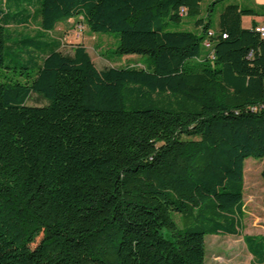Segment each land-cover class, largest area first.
Returning <instances> with one entry per match:
<instances>
[{
    "label": "trees",
    "instance_id": "16d2710c",
    "mask_svg": "<svg viewBox=\"0 0 264 264\" xmlns=\"http://www.w3.org/2000/svg\"><path fill=\"white\" fill-rule=\"evenodd\" d=\"M36 1L27 38L9 29L30 15L0 11V70L25 79L0 76V264H206L207 236L242 235L244 164L264 160L256 12L228 5L214 32L202 0ZM185 17L202 34L168 31ZM77 19L150 66L64 54L51 35ZM244 241L264 264V236Z\"/></svg>",
    "mask_w": 264,
    "mask_h": 264
},
{
    "label": "rangeland",
    "instance_id": "374dc122",
    "mask_svg": "<svg viewBox=\"0 0 264 264\" xmlns=\"http://www.w3.org/2000/svg\"><path fill=\"white\" fill-rule=\"evenodd\" d=\"M236 4L249 8L247 0H202L201 18L209 23L210 29L218 31L220 15L228 5ZM13 2L8 6L5 0H0V11L16 12L25 10L26 15H30L31 20L28 27L15 28L9 31L17 36L21 33L34 35L37 31L38 22L37 11L39 4L36 0H27L16 9ZM197 18L185 17L181 23H168L167 29L170 32H194L202 34V29L196 26ZM58 39L61 44V51L64 54L72 55L73 48L83 44L99 70L120 67H149L147 57L129 55L121 59H115V52L119 47V33H95L85 26L82 19L71 20L67 23L59 24L51 35ZM14 39V38H13ZM18 61V59H15ZM9 63V61H7ZM13 71L6 72L0 70L1 74L8 77V80L23 82L24 76H17ZM21 72H19L20 74ZM4 80H7L5 78ZM48 102L41 96L32 94L27 101L28 106L43 107ZM264 160L249 158L244 164V231L241 236H207L205 239L206 264H256L247 249L244 236L260 237L264 236V179L261 177ZM177 218V216H176ZM177 221L179 219L177 218Z\"/></svg>",
    "mask_w": 264,
    "mask_h": 264
},
{
    "label": "crops",
    "instance_id": "0c3cea01",
    "mask_svg": "<svg viewBox=\"0 0 264 264\" xmlns=\"http://www.w3.org/2000/svg\"><path fill=\"white\" fill-rule=\"evenodd\" d=\"M250 3L249 8L242 9H251L256 12V16H244L242 18V26L245 29H252L253 27L264 26V0H247ZM71 21V20H70Z\"/></svg>",
    "mask_w": 264,
    "mask_h": 264
},
{
    "label": "built area",
    "instance_id": "2783aa9c",
    "mask_svg": "<svg viewBox=\"0 0 264 264\" xmlns=\"http://www.w3.org/2000/svg\"><path fill=\"white\" fill-rule=\"evenodd\" d=\"M255 31H256L257 33L260 34L261 38L264 39V26L256 27V28H255ZM212 35H213V33L210 32V33H209V36H212ZM223 37L225 38L226 36L224 35ZM204 46H205L206 49H210V48H211V44H210L209 42H205V43H204ZM252 111L255 112L256 109L253 108Z\"/></svg>",
    "mask_w": 264,
    "mask_h": 264
}]
</instances>
